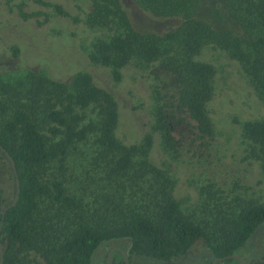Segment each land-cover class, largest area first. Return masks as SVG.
<instances>
[{
	"label": "trees",
	"instance_id": "trees-1",
	"mask_svg": "<svg viewBox=\"0 0 264 264\" xmlns=\"http://www.w3.org/2000/svg\"><path fill=\"white\" fill-rule=\"evenodd\" d=\"M90 1L87 23L114 25L119 30L109 41L95 44L90 60L113 68L116 79L134 59L153 66L154 129L174 159L181 153L178 135H193L192 141L200 142L202 148H208L214 139L206 107L213 95L214 69L194 59L204 44H213L238 61L264 97V0ZM131 4L147 17L173 20L177 25L164 34L146 32L134 20ZM56 10L62 13L60 8ZM20 15L28 19L42 13L20 11ZM27 81L30 88L25 93L10 85L1 87L6 99L0 101V116L4 115L0 117V143L15 160L22 181L20 201L6 218L8 231L17 228L18 236L27 241L22 229L34 228L40 243L50 246L57 264H77L79 247L84 244L129 238L138 246H180L188 239L206 238L203 226L182 215L172 195L171 178L150 161L151 138L141 147H127L117 139L119 110L110 93L96 87L85 73L75 75L71 85L42 74H30ZM242 133L251 144L250 157L264 173V122H244ZM91 134L98 149L96 167L101 165L104 170L101 182L105 185L95 210L99 220L86 217L82 201L69 197L63 182L46 185L42 181L52 163L64 168L70 150ZM37 196L78 214L71 218L60 210L46 221L36 212ZM209 196L216 211L206 227L214 230L210 236L218 238L216 244H244L264 223L263 205L229 204L218 192ZM56 229L61 235L52 234ZM46 231H51L49 236Z\"/></svg>",
	"mask_w": 264,
	"mask_h": 264
},
{
	"label": "rangeland",
	"instance_id": "rangeland-1",
	"mask_svg": "<svg viewBox=\"0 0 264 264\" xmlns=\"http://www.w3.org/2000/svg\"><path fill=\"white\" fill-rule=\"evenodd\" d=\"M129 8L146 32L164 34L177 25L173 20L147 17L132 4ZM20 11L42 15L24 19ZM91 11L90 0H0V101L6 99L2 86L10 85L25 93L30 88V74H42L67 85H71L75 75L88 74L96 87L110 93L117 102V139L124 146L141 147L151 138L149 159L173 181L172 195L182 215L203 226V238L216 243L218 238L210 236L214 230L206 227L211 225L216 211L209 194L218 192L229 204L239 201L264 206V173L259 162L250 157L251 144L242 133L244 122H264V97L238 61L217 46L204 44L194 59L214 69L213 95L206 106L214 139L208 148H202L200 142L192 141L193 135H178L181 153L174 159L154 129L153 66L134 59L119 71L120 79H116L113 68L92 62L89 55L95 44L109 41L119 30L114 25L90 26L86 20ZM94 142L95 135L91 134L85 142L76 144L64 168L58 162L52 163L42 181L46 185L54 180L63 182L65 193L82 201L86 217L99 220L95 210L100 206L98 195L105 182H101L103 168L95 164L98 149ZM36 201L38 216L46 221L55 218L60 210L71 218L78 214L75 209L66 212L63 207L52 205L48 198L37 196ZM61 232L56 229L52 234ZM40 233L41 230L37 236ZM46 233L49 236L51 231ZM35 239V244L47 245L40 243L41 237Z\"/></svg>",
	"mask_w": 264,
	"mask_h": 264
},
{
	"label": "flooded vegetation",
	"instance_id": "flooded-vegetation-1",
	"mask_svg": "<svg viewBox=\"0 0 264 264\" xmlns=\"http://www.w3.org/2000/svg\"><path fill=\"white\" fill-rule=\"evenodd\" d=\"M21 192L22 181L16 162L0 143V264H57L48 245L35 244L37 239L31 228L21 231L28 235L27 241L18 236L17 228L6 229L8 212L17 207ZM77 258L80 260L77 264H264V223L253 230L244 244L209 243L199 237L188 239L180 246L152 247L138 246L124 238L100 245H81Z\"/></svg>",
	"mask_w": 264,
	"mask_h": 264
},
{
	"label": "water",
	"instance_id": "water-1",
	"mask_svg": "<svg viewBox=\"0 0 264 264\" xmlns=\"http://www.w3.org/2000/svg\"><path fill=\"white\" fill-rule=\"evenodd\" d=\"M3 151H4V150H3ZM7 156H8V158H9L11 164L14 166V162H13L12 158H11L9 155H7Z\"/></svg>",
	"mask_w": 264,
	"mask_h": 264
}]
</instances>
